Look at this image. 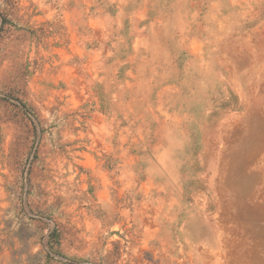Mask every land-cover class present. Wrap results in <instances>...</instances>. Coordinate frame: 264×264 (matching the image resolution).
I'll return each mask as SVG.
<instances>
[{"label": "rangeland", "instance_id": "obj_1", "mask_svg": "<svg viewBox=\"0 0 264 264\" xmlns=\"http://www.w3.org/2000/svg\"><path fill=\"white\" fill-rule=\"evenodd\" d=\"M0 264H264V0H0Z\"/></svg>", "mask_w": 264, "mask_h": 264}]
</instances>
